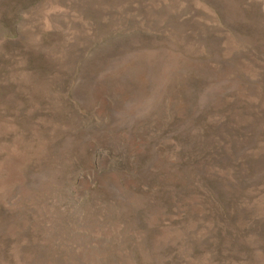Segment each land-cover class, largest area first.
<instances>
[{"label": "rangeland", "instance_id": "rangeland-1", "mask_svg": "<svg viewBox=\"0 0 264 264\" xmlns=\"http://www.w3.org/2000/svg\"><path fill=\"white\" fill-rule=\"evenodd\" d=\"M0 264H264V0H0Z\"/></svg>", "mask_w": 264, "mask_h": 264}]
</instances>
